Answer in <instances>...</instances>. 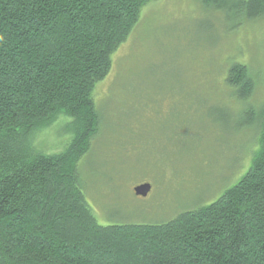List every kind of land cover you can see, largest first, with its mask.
I'll return each instance as SVG.
<instances>
[{
	"label": "trees",
	"instance_id": "trees-1",
	"mask_svg": "<svg viewBox=\"0 0 264 264\" xmlns=\"http://www.w3.org/2000/svg\"><path fill=\"white\" fill-rule=\"evenodd\" d=\"M154 1L0 0V264H264V105L249 170L212 203L124 226L99 225L86 203L78 164L100 128L95 87ZM198 1L233 29L264 18V0ZM225 86L246 102L255 82L233 63ZM61 117L71 142L37 149Z\"/></svg>",
	"mask_w": 264,
	"mask_h": 264
},
{
	"label": "rangeland",
	"instance_id": "rangeland-1",
	"mask_svg": "<svg viewBox=\"0 0 264 264\" xmlns=\"http://www.w3.org/2000/svg\"><path fill=\"white\" fill-rule=\"evenodd\" d=\"M198 0H157L142 9L93 100L100 128L78 164L82 192L102 226L163 224L210 204L249 170L264 105V18L237 29ZM239 63L255 82L250 100L225 86ZM229 65V66H228ZM71 119L34 146L61 152ZM149 184L145 197L133 189Z\"/></svg>",
	"mask_w": 264,
	"mask_h": 264
},
{
	"label": "water",
	"instance_id": "water-1",
	"mask_svg": "<svg viewBox=\"0 0 264 264\" xmlns=\"http://www.w3.org/2000/svg\"><path fill=\"white\" fill-rule=\"evenodd\" d=\"M150 190L151 186L149 184H141L133 189V193L137 197L145 198L149 194Z\"/></svg>",
	"mask_w": 264,
	"mask_h": 264
}]
</instances>
